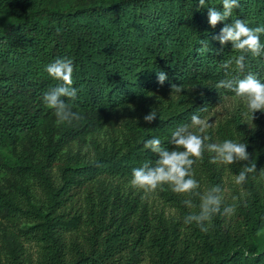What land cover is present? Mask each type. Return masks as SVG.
Returning <instances> with one entry per match:
<instances>
[{
  "label": "trees",
  "instance_id": "obj_1",
  "mask_svg": "<svg viewBox=\"0 0 264 264\" xmlns=\"http://www.w3.org/2000/svg\"><path fill=\"white\" fill-rule=\"evenodd\" d=\"M197 3L0 0V264H264V113L251 120L243 106L208 121L206 143H246L257 170L236 185L246 162L210 163L205 150L193 165L198 191L219 185L221 211L237 205L232 216H214L206 232L183 222L198 211L184 195L165 185L160 207L129 184L132 169L157 158L143 148L147 139L171 149L179 125L193 114L205 120L236 97L215 84L228 78L222 65L238 53L212 37L235 19L264 26V0H239L215 28ZM207 3L221 8V0ZM64 57L73 60L79 89L68 101L80 116L71 123L58 122L42 102L56 83L45 67ZM159 70L167 73L163 85ZM249 72L264 82V54L247 57L241 78ZM172 84L184 89L171 91ZM152 110L157 118L147 123ZM27 244L38 247L35 256Z\"/></svg>",
  "mask_w": 264,
  "mask_h": 264
},
{
  "label": "clouds",
  "instance_id": "obj_2",
  "mask_svg": "<svg viewBox=\"0 0 264 264\" xmlns=\"http://www.w3.org/2000/svg\"><path fill=\"white\" fill-rule=\"evenodd\" d=\"M207 8L208 24L215 28L220 22L232 17L233 10L239 8V0H221V8L209 6L207 0H198L197 10ZM264 26L249 27L242 19L231 20L225 23L217 35L212 39L218 40L223 46L230 42L232 49L238 55L226 60L222 67L228 78L220 79L215 84V89H224L235 94L244 102L247 115L251 120L259 111L264 113V82L257 79L256 75L245 72L247 57L258 58L264 54ZM206 46L207 42H205ZM203 51V49L201 50ZM234 66V67H233ZM45 71L56 83L42 94V102L54 112L60 123H71L80 119L72 110L68 101L75 102L79 99V89L73 87L74 63L71 58H57L45 67ZM235 72L236 75H231ZM157 82L161 85L167 79V73L156 71ZM184 89L180 84H172L171 91L181 93ZM157 118L155 111H150L143 117L144 121L151 123ZM211 124L193 114L190 123L179 125L171 132L168 143L171 149L163 146L159 138L153 137L143 143V148L156 154L155 162L145 161L141 166L132 169L130 187L145 194L155 193L167 185L174 193L184 195L183 201L191 211L184 217L185 224H193L202 231L208 230L213 217L216 215L232 216L237 205L230 204L223 207V189L219 185L208 188L203 194L198 191L199 182L194 178L193 165L204 158L205 150L211 153L210 163L231 165L238 162L243 164L242 170L235 177V184L243 186L247 182L248 174L255 172L256 164L250 159L247 144L226 139L221 143H206L210 137L206 135ZM192 197H199L195 204Z\"/></svg>",
  "mask_w": 264,
  "mask_h": 264
},
{
  "label": "rangeland",
  "instance_id": "obj_3",
  "mask_svg": "<svg viewBox=\"0 0 264 264\" xmlns=\"http://www.w3.org/2000/svg\"><path fill=\"white\" fill-rule=\"evenodd\" d=\"M0 17H1V15H0ZM243 106H245V104L239 98H237V97L227 98L225 101H223V103H221L219 106H217V109L214 112H212L205 120L211 121L212 123H214L218 119L224 118L225 116L229 115L235 108H241ZM126 110H128V109L126 108ZM113 120H114L113 125L115 127H118L119 125H121L124 121L123 113L119 116H115ZM110 133H111V128L104 125L99 132V136L105 138ZM83 150H85V147L83 148ZM3 153L5 155H9L10 149L9 148L3 149ZM162 190L163 189H158L155 193L149 194L148 201L150 203L154 204L155 206L161 207L164 204L163 199L161 197V191ZM166 208L168 209V207H166ZM261 236L264 238V232H262ZM37 250H38V247L36 245L27 244V252L28 253L35 256L37 253Z\"/></svg>",
  "mask_w": 264,
  "mask_h": 264
}]
</instances>
